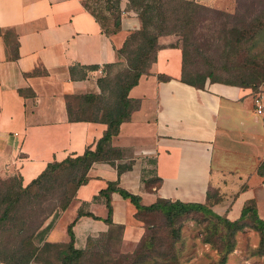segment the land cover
<instances>
[{
  "label": "crops",
  "instance_id": "obj_1",
  "mask_svg": "<svg viewBox=\"0 0 264 264\" xmlns=\"http://www.w3.org/2000/svg\"><path fill=\"white\" fill-rule=\"evenodd\" d=\"M139 26L132 13L108 33L84 0H0V182L15 177L23 187L48 162L95 147L107 124L70 120L67 107H90L82 96L100 94L106 65ZM168 38H158L154 61L128 90L135 107L110 141L120 156L92 163L49 242L68 241L66 226L80 207L99 219L74 221V247L84 249L88 238L105 233L107 208L98 191L110 181L144 205L158 198L204 203L209 192L218 215L235 219L253 200L264 218V176L256 172L264 158V87L182 81V51ZM144 177L160 181L146 187ZM109 197L112 223L122 225V238L137 240L144 228L135 207L118 192Z\"/></svg>",
  "mask_w": 264,
  "mask_h": 264
},
{
  "label": "trees",
  "instance_id": "obj_2",
  "mask_svg": "<svg viewBox=\"0 0 264 264\" xmlns=\"http://www.w3.org/2000/svg\"><path fill=\"white\" fill-rule=\"evenodd\" d=\"M85 7L98 19V16L89 6L84 3ZM197 7V4L189 0H126L125 9H132L136 12L140 26L131 30L125 37L122 45L116 49L117 60L114 63L106 65V72L99 79L101 87L100 94L84 95L82 98L89 101L90 107H67L68 118L70 120H92L102 121L107 124L102 136L97 140L93 149L86 148L82 154L71 158L67 157L60 161H50L44 169L28 184L21 186L15 177L0 182V233L7 230H14L19 235L18 241L9 243L7 239L0 236V262L6 264H32L40 256V252L50 247H57L54 255L46 254L44 264H79V260L84 250L74 247V234L72 225L74 221L82 215H89L99 219L91 212L78 208L72 220L67 224L66 231L68 241L64 243H53L46 240V235L54 225V221L60 211L67 208L70 201L74 198L76 189L80 184L87 181V170L92 163L97 161H106L113 163L115 158L120 156V151L110 145L112 137L117 133L119 124L128 119L129 114L135 101L128 96V90L136 84L141 74L146 73L150 64L154 61L156 51L160 48L158 38L169 34H182L192 21L190 12ZM116 9L120 10L119 0H116ZM119 17L112 22V29L105 30L115 32L119 28ZM190 32V31H188ZM259 34L258 29L253 26L251 30H232L231 37L226 40L229 43L240 44L245 38H253ZM188 34V33H184ZM187 40V39H185ZM177 46V44H172ZM180 47V46H179ZM182 51V71L180 79L188 84L196 87H202L208 79L210 82H223L236 84L244 87H250L253 91H258V87L254 84L255 75L250 73L242 77L238 83L231 81L217 80L209 73L195 71L192 75H188L186 63V51L180 47ZM124 59L123 72L117 73L114 78L109 77L107 69L118 65L120 60ZM159 79H166L167 76L158 75ZM118 172L121 167L118 166ZM257 174L264 176V158L260 161ZM146 187L157 185L160 181L156 177H144ZM55 192L52 205L49 203L42 207L43 215L37 223L31 222V213L22 212L18 216L16 213V205L24 197H27L28 203L37 200L38 204L48 201L47 194ZM118 192L123 198H126L135 207V218H139V214L160 211L165 217L166 224L169 227L170 234L173 238L178 236L177 228L173 227V223L191 211H201L211 214L215 219L221 221L224 231L216 234V239L210 236L204 237L205 242L212 243L219 252V264H224L227 255L233 250L237 230L242 229L250 223L260 236L259 245L255 249V253L264 255V218L258 216L255 203L253 200L246 201L240 214L235 219H228L224 215H218L210 208L213 198L207 192L206 201L183 202L180 200H170L158 198L154 202L144 205L140 202V196L133 194L116 185V182H108L107 186L98 191V196H102L107 208V215L103 220L109 225L106 232L118 228L122 230V225L113 224L111 221L112 206L109 194ZM51 218L45 225L44 220L50 215ZM105 232V233H106ZM102 233V234H105ZM0 234V235H1ZM91 238H88L86 245ZM153 239L149 238L146 247L150 248ZM14 244V245H13ZM128 264H138V261L129 260ZM150 264H173L165 261H154Z\"/></svg>",
  "mask_w": 264,
  "mask_h": 264
},
{
  "label": "rangeland",
  "instance_id": "obj_3",
  "mask_svg": "<svg viewBox=\"0 0 264 264\" xmlns=\"http://www.w3.org/2000/svg\"><path fill=\"white\" fill-rule=\"evenodd\" d=\"M189 1L196 3L197 7L190 12L192 21L185 29L188 34H169L167 40L169 44L185 49L187 74L204 72L217 80L238 83L253 71L256 76L254 84L259 86L258 89L264 87V0ZM84 3L96 13L107 30L112 29L116 18L136 14L132 9H125L126 0H119L120 10L116 9V0H84ZM253 26L259 31L253 38L247 37L240 44L226 41H229L232 30H251ZM124 61L121 58L118 65L107 69L109 77L114 78L117 73L123 72ZM55 194L56 191L49 192L46 196L48 201L41 204L36 199L28 203L27 197H24L16 205L14 213L18 216L22 212L31 213V222L35 224L43 215L42 207L48 203L51 206ZM63 212H59L55 221ZM51 215L42 225L48 222ZM138 217L136 219L142 222L144 230L137 240L122 238L123 231L114 228L90 239L79 264H128L131 259L138 264H150L156 260L173 264H219L218 249L203 240L206 236L215 240L216 234L224 231L221 221L211 214L191 211L179 217L172 224L177 228L176 238L171 236L162 212H148ZM65 219L66 215H63L62 221ZM0 236L10 244L16 243L20 237L14 230H5ZM149 238L153 240L151 247L147 248ZM234 238V248L224 264H264V255L255 253L260 236L250 223L237 230ZM57 249L50 247L47 253L46 250L41 251L32 264H44L45 255L53 256Z\"/></svg>",
  "mask_w": 264,
  "mask_h": 264
},
{
  "label": "built area",
  "instance_id": "obj_4",
  "mask_svg": "<svg viewBox=\"0 0 264 264\" xmlns=\"http://www.w3.org/2000/svg\"><path fill=\"white\" fill-rule=\"evenodd\" d=\"M253 103H254V105H255V107H256V111H257L258 113H260V112L262 111V103H261L260 98H259L258 96H255V97L253 98Z\"/></svg>",
  "mask_w": 264,
  "mask_h": 264
}]
</instances>
